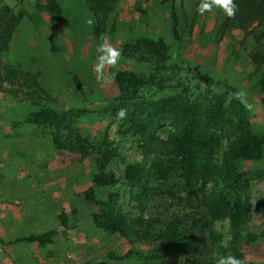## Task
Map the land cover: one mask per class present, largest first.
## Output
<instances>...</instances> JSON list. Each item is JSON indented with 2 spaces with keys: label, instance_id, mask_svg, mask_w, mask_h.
Here are the masks:
<instances>
[{
  "label": "trees",
  "instance_id": "obj_1",
  "mask_svg": "<svg viewBox=\"0 0 264 264\" xmlns=\"http://www.w3.org/2000/svg\"><path fill=\"white\" fill-rule=\"evenodd\" d=\"M5 1L0 0V53L8 51L24 17L40 20L42 12L55 16L54 22H65L72 33L91 28L95 40L101 42L107 34V17L118 2L83 0L87 11L80 14L72 3L67 10L61 0H36L32 13L27 14L22 9L13 10ZM15 1L23 4L24 0ZM234 3L238 9L236 15L226 16L224 26L245 30L257 23L259 29L253 34L261 46L264 0H234ZM171 18L176 28L174 7ZM174 34L178 39L176 29ZM124 41L122 55L148 67L149 73L117 69L113 77L117 93L101 104H95L90 98L92 92L88 90L91 87L82 78L88 73L80 70V76L72 74L60 52V44L48 42V55L52 57L53 53L61 64L64 61L67 64V73L62 72V81L55 85L73 88L89 103L88 106L77 103L60 110L52 106L56 99H49L55 89L50 83L54 82L47 84L40 80L38 69L46 57L39 56L38 52H26L23 42L16 66L25 65L22 69H25L26 85L37 87L32 92L38 100L34 101L38 109L27 114L26 124L40 130L41 136H49L54 151L95 159L96 172L93 171L91 179L98 189L89 187L80 195L81 199L99 205V212L92 214L97 229L121 235L131 245L136 241L146 244L151 253L155 252V255H147L144 264H165L167 261L171 264H210L220 257H228L229 251L233 250L235 255L237 242L251 244L256 240L247 228V221L252 218L248 198L250 180L260 176L256 172L240 171L238 163L264 159V135L253 132L249 114L234 88L230 90L232 95L223 92L212 98L191 96L188 84L167 95L146 94L153 87L159 92L167 88L166 83L176 77L179 68L173 65L177 68L174 71L172 65L167 64L169 47L163 40L139 36ZM253 60L256 68L252 75L260 74L254 84L264 93V43L253 55ZM161 71L168 74L158 77ZM210 76L205 74L200 78L212 83ZM41 94L50 100L49 104L40 103ZM121 110L126 113L122 119L118 116ZM98 122L114 123L118 139H110L106 125L94 137L81 133L83 123ZM158 130L166 135V140L160 138ZM127 141L133 143L134 153H137L132 160L122 148ZM76 213L72 209V217ZM58 218L65 230L70 228L68 212L60 210ZM224 218H229V232L233 237L227 247L220 244L222 235L213 229L214 224ZM57 233L55 229L30 233L17 237L15 242L37 243L46 248L54 242ZM212 251L213 256L210 255ZM131 253L129 250L126 256ZM121 258L110 251L107 260L92 259L86 264H110L108 259Z\"/></svg>",
  "mask_w": 264,
  "mask_h": 264
},
{
  "label": "rangeland",
  "instance_id": "obj_2",
  "mask_svg": "<svg viewBox=\"0 0 264 264\" xmlns=\"http://www.w3.org/2000/svg\"><path fill=\"white\" fill-rule=\"evenodd\" d=\"M35 1L24 0L23 4L15 0L5 2L15 11L22 9L31 14ZM61 1L67 10L72 3L80 14L87 11L83 0ZM198 4L199 0H118L107 17V34L101 42L95 40L91 28L85 31L81 28V31L72 33L65 22H54L55 16L47 12L40 14V20L28 16L23 18L8 51L0 53V264H86L92 259L107 260L110 251L122 257L121 260L108 259L110 264H144L147 255H155L146 244L136 241L131 245L125 237L97 229L94 225L92 214L99 212V205L82 201L80 195L89 187L98 189L91 179L96 172L95 159L90 156L82 159L79 154L54 151L49 136H41L40 130L26 124L27 114L38 109L34 104L38 100L32 92L37 87L26 85L25 69H22L25 65L16 66L23 42L26 52H38L39 56L46 57L38 69L40 80L47 84L48 81L54 82L50 83V87L55 89L49 99L54 97L56 103L52 106L60 110L77 103L81 105L82 102L85 106L89 105L83 99L84 95L81 96L73 88L70 90L68 86L55 85L62 81V72L67 73L66 62L72 74L80 76V70L88 73L82 78L91 87L88 90L92 92V95L89 93L90 98L95 104H101L117 93L113 80L117 69L149 73L148 67H142L122 55V42L139 36L163 40L169 47L167 64L172 65L174 71L179 68V72L166 83L167 88L163 91H155L153 87L146 94L154 97L167 95L188 84L191 96L207 95L212 98L223 92L232 95L230 90L234 88L242 93L240 99L251 119L253 132L264 135V93L254 84L260 74L252 75L256 68L253 55L264 43L262 40L259 46L254 38V31L259 29L257 23H252L245 30L231 25L225 27L226 15L222 9L214 8L201 16L197 12ZM172 7L177 15L176 28L171 18ZM112 30L114 32L111 33ZM48 42L60 44V52L66 62L61 64L52 52V57L48 55ZM101 43L110 44L121 52V56L115 66L106 65L103 78L98 79L94 68L99 55L96 49ZM167 74V71H161L158 77L164 78ZM205 74L211 75L212 83L201 80V75ZM208 84L210 86L207 87ZM50 100L43 97L39 101L49 104ZM105 125L110 139H118L114 123H83L80 125L81 133L94 137L97 131L106 128ZM158 134L166 140L163 132L158 130ZM122 148L131 160L136 158L133 143L127 141ZM238 168L260 175L250 180L248 198L252 218L247 221V228L256 240L251 244L237 242V255H233L232 250L227 256L236 257L243 264H264V159L240 161ZM62 209L68 212L70 220V228L66 230L58 218ZM72 209L77 211L74 217ZM3 211L6 212L3 214ZM51 229L58 233L53 238L54 242L46 248L39 247L37 243L15 242L17 237ZM213 229L222 235L220 244L227 247L233 239L229 232V218L216 222ZM129 250L132 253L126 256ZM210 255L215 253L212 251ZM217 261L210 264H217ZM165 264L171 263L167 261Z\"/></svg>",
  "mask_w": 264,
  "mask_h": 264
},
{
  "label": "clouds",
  "instance_id": "obj_3",
  "mask_svg": "<svg viewBox=\"0 0 264 264\" xmlns=\"http://www.w3.org/2000/svg\"><path fill=\"white\" fill-rule=\"evenodd\" d=\"M214 8L222 9L224 14L227 17H234L237 12V5L234 3V0H200V3L197 7V12L199 15L203 16L206 12H211ZM103 39V37H102ZM97 55L96 57V65L94 71L98 74V79L103 78V70L106 65L115 66L118 63V60L121 56V52L110 44H99L96 49ZM242 93H237V98H239ZM249 109H251V105H248ZM126 113L121 110L118 113L119 118H124ZM217 264H243V262L236 257L228 256V257H220L217 261Z\"/></svg>",
  "mask_w": 264,
  "mask_h": 264
},
{
  "label": "crops",
  "instance_id": "obj_4",
  "mask_svg": "<svg viewBox=\"0 0 264 264\" xmlns=\"http://www.w3.org/2000/svg\"><path fill=\"white\" fill-rule=\"evenodd\" d=\"M6 212V211H5ZM4 211L2 212L3 214L5 213ZM16 228H17V226H16Z\"/></svg>",
  "mask_w": 264,
  "mask_h": 264
}]
</instances>
